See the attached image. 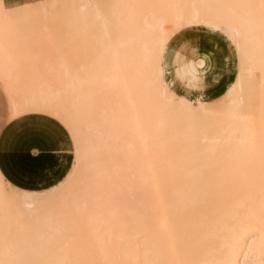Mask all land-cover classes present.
I'll return each instance as SVG.
<instances>
[{"label": "bare ground", "instance_id": "obj_1", "mask_svg": "<svg viewBox=\"0 0 264 264\" xmlns=\"http://www.w3.org/2000/svg\"><path fill=\"white\" fill-rule=\"evenodd\" d=\"M0 83L74 145L49 189L0 173V264H264V0H0Z\"/></svg>", "mask_w": 264, "mask_h": 264}, {"label": "crops", "instance_id": "obj_2", "mask_svg": "<svg viewBox=\"0 0 264 264\" xmlns=\"http://www.w3.org/2000/svg\"><path fill=\"white\" fill-rule=\"evenodd\" d=\"M191 46L205 49L213 65L203 70L200 90L207 99L216 98L235 73L225 69L224 59L233 60L231 46L222 38L210 40L203 32L192 34ZM229 74H233V80ZM178 87V88H177ZM185 87V86H184ZM174 88L185 94L186 87ZM10 103L0 83V173L13 187L43 191L61 182L74 161V145L68 130L58 120L40 113L9 118ZM37 114V115H30Z\"/></svg>", "mask_w": 264, "mask_h": 264}, {"label": "rangeland", "instance_id": "obj_3", "mask_svg": "<svg viewBox=\"0 0 264 264\" xmlns=\"http://www.w3.org/2000/svg\"><path fill=\"white\" fill-rule=\"evenodd\" d=\"M229 77H230L231 80H233V78H234L233 74H229ZM4 90H5V89H4ZM6 94H7V96H8V99L10 100L9 102H10V112H11V110H12V108H11V99L13 98V94H12V93H9V92H7V91H6ZM9 96H10V97H9ZM24 114H29V113H20V114H18V115L15 116V117H18V116H21V115H24ZM30 115H37V114H30ZM15 117H13V118H15ZM9 118H10V115H9ZM10 119H11V118H10ZM1 124H2V123L0 122V125H1ZM2 179H4L3 176H2ZM64 179H65V178H64ZM64 179H63V180H64ZM63 180H62V181H63ZM3 182H5V183H4V186L6 187L7 191H9V188H10L12 185H10V184L8 185V182H7L5 179L3 180ZM7 185H8L9 187H8ZM15 188H16V187H15ZM17 189H18V188H17ZM20 190H22V189H20ZM25 191H28V190H25ZM36 192H37V191H36Z\"/></svg>", "mask_w": 264, "mask_h": 264}]
</instances>
